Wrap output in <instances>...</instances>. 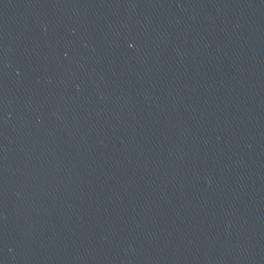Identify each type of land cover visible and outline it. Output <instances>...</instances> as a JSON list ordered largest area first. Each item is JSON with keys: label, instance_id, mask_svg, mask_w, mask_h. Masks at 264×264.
I'll list each match as a JSON object with an SVG mask.
<instances>
[{"label": "water", "instance_id": "95a60500", "mask_svg": "<svg viewBox=\"0 0 264 264\" xmlns=\"http://www.w3.org/2000/svg\"><path fill=\"white\" fill-rule=\"evenodd\" d=\"M0 264H264V0L2 10Z\"/></svg>", "mask_w": 264, "mask_h": 264}]
</instances>
